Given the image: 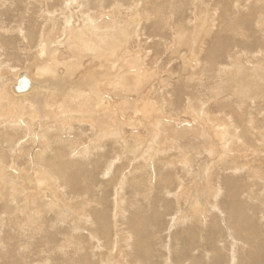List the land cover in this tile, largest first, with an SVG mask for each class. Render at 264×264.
<instances>
[{"label":"bare ground","instance_id":"6f19581e","mask_svg":"<svg viewBox=\"0 0 264 264\" xmlns=\"http://www.w3.org/2000/svg\"><path fill=\"white\" fill-rule=\"evenodd\" d=\"M161 1L0 0V264H31L29 245L37 239L42 253L56 233L57 251L89 264L87 240L102 253L105 206L114 221L124 217L129 182L128 206L146 202L134 214L150 211L159 225L168 211L170 238L171 227L184 228L173 237L191 254L172 264H264V0ZM226 19L232 36L219 41ZM163 55L180 63L176 83L200 93L179 113L146 67ZM217 230L228 237L221 249ZM116 232L101 264L133 251L129 226ZM142 244L136 256L155 264Z\"/></svg>","mask_w":264,"mask_h":264},{"label":"rangeland","instance_id":"374dc122","mask_svg":"<svg viewBox=\"0 0 264 264\" xmlns=\"http://www.w3.org/2000/svg\"><path fill=\"white\" fill-rule=\"evenodd\" d=\"M177 1V2H176ZM162 2V3H161ZM160 3L164 6V7H170V6H177L178 7V9H182V8H180L181 7V5H182V3H181V0H163V1H161ZM168 2V3H167ZM220 12L222 11V7H219V9H218ZM218 11V12H219ZM222 13L223 12H221V13H219V14H221L222 15ZM4 21H5V23H7V21L8 20H5L4 18H2ZM234 19V18H233ZM219 20V19H218ZM227 22H228V19H226L225 21H224V23H223V25H222V27H220V26H217V27H220V28H222V30H223V33H221L220 34V37H219V41L220 40H222L224 37H227V38H230L231 36H232V33L228 30V28L227 27H225L226 25H227ZM217 24L219 25L220 24V22H217ZM10 25H12V26H14L13 24H10ZM225 27V28H224ZM13 28H15V27H12L11 28V30L13 29ZM246 29H248V31H244V29L243 30H240L241 32H245L246 34H247V36H255V38H256V36H258V34L256 33V34H254V31H252L253 29H251V27H250V29H249V27H245ZM146 32H149L150 33V35H151V30L148 28V30H146ZM12 33L14 34V32H13V30H12ZM167 35V34H166ZM165 35V37L167 38V39H170V37H168V35L166 36ZM156 39V38H155ZM254 41V39H252L251 40V42H249V43H247V45L246 46H249V47H251V46H253V47H251V49H253L254 50V48H256V46L255 45H251V44H253L252 42ZM147 44H146V47L147 48H150V46L151 45H154V43H155V41L153 42V43H149V42H146ZM251 43V44H250ZM242 45V44H241ZM243 45H245V43L243 44ZM154 49L155 50H157V52H159V50L157 49V46L155 45L154 46ZM151 52L153 51V47H151V49H149ZM151 52H150V54H151ZM150 60H147L145 63H146V67L147 68H151L152 67V69H154V70H156V75L152 78V85L153 86H156V88H157V86L158 85H162V80H164V82H163V87L161 86V88L159 89V93H161V92H163V91H166L167 92V94H168V99H170V100H176L177 101V103L175 104V106H173V108H175V113L177 112V113H179L180 111H182L183 110V105H184V102L185 101H183L184 100V98L185 97H191V96H194L195 94H200L199 93V91L197 90H193V91H189L188 92V90H186V89H182L181 87H180V83H176V80L178 79V77H177V74L179 73V68H180V66H179V62L178 61H169V60H167L166 59V57L163 55V58L162 59H160L159 60V62L158 63H156V64H151L150 65ZM204 67H207L208 69H210V68H212V67H215V61H211V62H209V63H207ZM204 78H205V81L207 82V75H205V76H203ZM164 78V79H163ZM181 81H182V79H181ZM175 82V83H174ZM165 87V88H164ZM180 90H182V92L183 93H180ZM171 94V95H170ZM183 94V95H182ZM13 96V95H12ZM178 98H180V99H178ZM192 98V97H191ZM251 98L252 99H255L254 98V96H251ZM257 102V104H256V106H257V109H256V113H259V111L261 112V111H264V99L262 100V101H260V100H256ZM186 103V102H185ZM255 106V107H256ZM181 107V108H180ZM260 107V108H259ZM261 108H262V110H261ZM259 110V111H258ZM181 116V119L183 118H185L184 117V115L183 114H181L180 115ZM262 119L261 118H259V121L258 122H256L255 123V130L258 128V127H260L261 128V126H260V124H262ZM259 124V125H258ZM257 126V127H256ZM187 127H189V125L187 126ZM110 151V150H109ZM91 178H93L95 181H96V184H97V181L98 180H100L98 177H97V174H95V175H93V174H91V176H90ZM100 177V176H99ZM116 180H118V178H115ZM89 181V180H88ZM101 182V181H100ZM89 183L91 184V182L89 181ZM130 184V182L128 183V184H126L125 186H124V195H125V199H127L125 202V205H123V207L125 208L124 210L126 211V213H125V216L124 217H122L121 215H120V217L116 220V221H114L113 220V217H112V215H113V212H112V208H111V205L109 204V205H107V206H105L106 208H109V211H108V214H107V216H106V222H107V225H108V228H107V230H105V232H107V233H105L103 236H100L99 238H101L102 237V241L101 242H104V244L105 245H107V243H106V241L108 242L109 241V237H113V239H114V237H115V234H117V232H116V230L117 229H120V230H124V232H126L127 231V227L129 226V228L133 231V233H134V235L135 236H137V237H141V238H137V237H134V238H136V239H134V241L133 242H131L130 243V246L131 247H133V248H131L133 251L132 252H130L131 254H128L129 253V251H127V250H124L123 251V254L125 255V256H123V257H120V263L121 264H151L149 261V259L146 261V259H143V256H136V253H135V250L137 249L136 247H138V246H143V244H142V242L143 243H145V247H147L148 249H150L151 248V250H150V255H151V260L152 261H154L153 263H155V264H161V263H163L164 261H165V263L167 264V262H168V264H172V263H174V260H175V257L174 256H176V255H178L179 253H181V256H188L189 254H191V253H189L190 252V250L189 249H186L185 248V246H184V242L185 241H183V236L180 238V237H177V239H175L173 236H174V234L177 232V231H182V229H184V228H180V227H176V228H174V229H172V227L170 228V231H171V233H170V235H171V238L170 237H168V236H166L165 235V233H166V228L168 227V229H169V225H168V221H167V218H166V215L168 214V211H164V212H160L159 213V215H160V219H161V223L158 225V224H156V223H153L152 221H150V219H149V217H151V214H149V212L150 211H148V212H146V213H144L143 215H141V208H139V213H137V214H134L133 213V211L135 210V209H137V207H142V206H146V202H141L140 204H139V202H138V206L135 204L134 206H128L129 204H128V196H129V194L131 193V188H128L127 186ZM84 186V185H83ZM163 186L164 185H158L157 186V184H156V186H155V190H154V193H153V195H148V197L152 200L151 202H150V206H152V205H154V203H155V200L154 199H156V196H160V194L162 193V188H163ZM90 190H91V188H90ZM148 194L150 193V191L149 190H147L146 191ZM90 193H91V195H92V201H93V197H94V202L96 203L97 201H99L98 200V197H100L101 196V193L100 194H98V192H91L90 191ZM108 195H110L109 196V198H111V195H112V192L111 191H109L108 190ZM96 197V198H95ZM164 200V199H163ZM162 199H161V201H163ZM93 202V203H94ZM227 202H229L228 201V199H224V204L226 205V204H228L229 205V203H227ZM171 206V210H173V206L172 205H170ZM149 207V206H148ZM150 208H148V210H149ZM93 210H94V207H93ZM122 210V209H121ZM133 213V214H132ZM52 216H53V214H51ZM49 216L48 218L49 219H52V216ZM149 215V216H148ZM133 216H136L137 217V219H133L132 217ZM54 217V216H53ZM132 218V223H130V220L129 219H131ZM208 218V217H207ZM51 222H53V221H51ZM50 222V223H51ZM142 226H145L144 227V229H143V227ZM156 227H157V229H158V227H159V229H158V231H157V229H156ZM48 228H49V226H48ZM150 228H152V230L150 229ZM155 230V232H154V230ZM220 229H224V225L222 226V227H220ZM49 230H50V228H49ZM144 230V231H143ZM53 232H55V231H53ZM129 233L133 236V234L130 232V230H129ZM149 233V234H148ZM158 233H159V235H158ZM195 234H194V237H195V240L197 241V238H198V236H197V232H194ZM219 233H220V231H218L217 230V232H215V237L217 236V246L218 247H220V249L221 248H223V246L225 245V242H226V239L228 238H226V237H218V235H219ZM58 233H56L55 234V236H54V234H51V235H49L48 237H47V241H46V245H45V243L43 244L44 245V247L42 246L41 248H42V253H41V251L39 250V251H37L36 249H35V243H38V241H37V239H35L36 241H33L34 242V245H32V244H30L29 246L31 247V249H30V251H29V253H31L29 256H28V258H29V260L31 261V264H48L46 261H50L49 262V264H84L85 262H83L82 263V261H83V256L82 257H80V256H77V257H74L73 255H72V251H66V253L67 254H63V253H61V252H59V251H57V249H56V246L57 245H59L60 244V237L57 235ZM145 234H147V235H145ZM152 234H153V236H152ZM154 234H156V236H154ZM98 235V234H97ZM99 235H100V233H99ZM145 235V236H144ZM158 235V236H157ZM169 235V236H170ZM52 236H54V239L52 240V239H50V237H52ZM58 236V237H57ZM150 236V237H149ZM149 237V238H148ZM151 237H153V238H151ZM161 238V240H156V239H158V238ZM172 237H173V239H175V241H173L172 240ZM88 238H89V236H88ZM98 238V237H97ZM155 238V239H154ZM159 238V239H160ZM188 238V237H187ZM187 238H185L187 241H188V239ZM85 239V238H84ZM149 239H151V240H149ZM169 239V240H168ZM144 240H145V242H144ZM85 241H86V239H85ZM88 242H89V244H88V250H90V255H91V257H89L88 258V263L89 264H101L100 262H99V260L101 259V256L104 258H106V257H108L107 255H106V251L104 250L105 249V245H102L103 246V251H102V253L100 254V253H98L96 250H95V246L93 247V245H97L96 243V241H90V240H87ZM210 241V243H209V245L208 244H206L205 245V248L208 250H211V247H213L214 245V243H213V241H214V239L213 238H211L210 240L208 239V242ZM52 242V243H51ZM96 242V243H95ZM174 242H176V243H174ZM215 242V241H214ZM91 243V244H90ZM153 243V244H152ZM161 243V244H160ZM172 243V244H171ZM173 243H174V245H173ZM216 243V242H215ZM93 244V245H92ZM138 244H140V245H138ZM167 244H169L168 246H167ZM181 245V247L179 248V246ZM183 244V245H182ZM210 244H212L211 246H210ZM161 245H162V247H161ZM48 246V247H47ZM90 246V247H89ZM177 246V247H176ZM210 246V247H209ZM163 247H164V249H163ZM113 248V247H112ZM167 248H169V249H167ZM174 249V250H172V249ZM178 248H179V250H178ZM183 248H184V251L182 252V250H183ZM91 249H93V252L94 253H96V255H92V253H91ZM166 249H167V251H166ZM46 250L48 251V252H46ZM95 250V251H94ZM168 250H170V253H169V251ZM189 252H188V251ZM171 251H172V253H171ZM177 251H178V253H177ZM39 252H40V254H39ZM116 252V250L114 251V253ZM189 254H188V253ZM223 252V251H222ZM70 253V254H69ZM126 254H128V255H126ZM172 254H174V255H172V257H171V255ZM195 256H199V254H200V252H197V251H195ZM198 254V255H197ZM169 255V256H168ZM203 255V254H202ZM205 255V254H204ZM208 255V254H207ZM215 256H218L217 254H214ZM116 256V254H113V252H112V255H111V253L109 254V257H115ZM206 256V255H205ZM154 257V258H153ZM156 257V258H155ZM157 257H159V258H157ZM167 258V259H166ZM169 258V259H168ZM170 258H171V262L169 261L170 260ZM159 259V260H158ZM162 259H163V261H162ZM173 260V261H172ZM77 261V262H76ZM80 261H81V263H80ZM90 261V262H89ZM132 261V262H131ZM92 262V263H91ZM179 264H181V263H179Z\"/></svg>","mask_w":264,"mask_h":264},{"label":"water","instance_id":"95a60500","mask_svg":"<svg viewBox=\"0 0 264 264\" xmlns=\"http://www.w3.org/2000/svg\"><path fill=\"white\" fill-rule=\"evenodd\" d=\"M19 86H20V87H19L18 89H20V88H21V85H20V84H19Z\"/></svg>","mask_w":264,"mask_h":264}]
</instances>
